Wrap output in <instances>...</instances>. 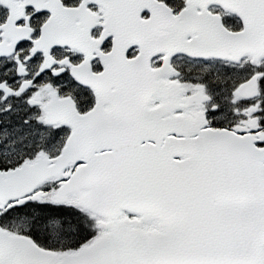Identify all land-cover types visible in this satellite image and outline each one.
I'll list each match as a JSON object with an SVG mask.
<instances>
[{
  "label": "snow or ice",
  "instance_id": "6c2138e0",
  "mask_svg": "<svg viewBox=\"0 0 264 264\" xmlns=\"http://www.w3.org/2000/svg\"><path fill=\"white\" fill-rule=\"evenodd\" d=\"M0 264H264V0H0Z\"/></svg>",
  "mask_w": 264,
  "mask_h": 264
}]
</instances>
